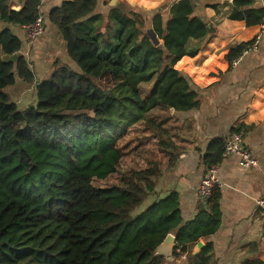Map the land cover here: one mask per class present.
I'll return each mask as SVG.
<instances>
[{
  "label": "trees",
  "instance_id": "1",
  "mask_svg": "<svg viewBox=\"0 0 264 264\" xmlns=\"http://www.w3.org/2000/svg\"><path fill=\"white\" fill-rule=\"evenodd\" d=\"M19 1L16 11L9 0H0V264H169L156 253L169 234L178 243L175 261L185 256V264H216L212 243L197 254L193 249L220 229L219 188L193 222L185 223L178 194L141 210L179 156L169 130L148 114L156 108L180 113L201 106V90L176 69L214 37L199 8L219 14L220 6L233 2L229 20L247 27L262 24L264 9L253 7V0H150V7H159L111 8L104 19L94 14L98 0L64 1L48 22L65 42L74 67L57 62L51 77L36 84L20 54L23 42L11 27L33 24L42 0ZM150 30L162 44L152 42ZM252 44L240 43L216 57L229 70ZM2 56L17 59L1 61ZM17 80L36 85L35 102L25 109L7 92ZM151 82L144 100L140 86ZM138 124L159 139L157 147L125 144ZM225 145L224 137L210 144L207 168L222 163ZM125 155L144 168L123 172L118 185L96 187L95 181L118 174Z\"/></svg>",
  "mask_w": 264,
  "mask_h": 264
},
{
  "label": "crops",
  "instance_id": "2",
  "mask_svg": "<svg viewBox=\"0 0 264 264\" xmlns=\"http://www.w3.org/2000/svg\"><path fill=\"white\" fill-rule=\"evenodd\" d=\"M9 1L12 9H21V1ZM64 1L70 0L41 1V14L46 19L45 35L34 42L28 41L23 27H11L23 42L20 54L30 63L36 84L51 77L57 62L74 67L67 56L65 42L48 22L50 12ZM119 1L121 9L126 5L144 11L159 7V4L150 7V0L145 6L131 0ZM218 3L212 2L215 5ZM99 7L100 11L94 14L108 17L110 8L106 0H98L96 11ZM253 7L264 9V2H253ZM219 10L220 13L216 14L213 9L199 8L212 26L214 37L204 44L197 57L184 58L176 65V69L188 75L201 90L200 108L180 113L154 109L162 110L164 117L171 121V128H167L163 122L155 120L169 130L179 156L175 167L158 179L154 193L141 210L178 194L185 223L193 222L200 206H207L199 202L196 191L208 175L209 168L204 164V157L210 144L218 138L231 136L234 129L242 127L244 147L258 161V167L242 169L240 158L235 155L223 157L222 163L217 165L216 177L222 185V223L213 236L202 242L204 246L206 242L213 244L216 264H240L247 259H258L264 263V211L257 204L264 200V34L257 49L249 51L237 66H231L228 70L216 55L240 43L254 41L261 31V25L247 27L243 21L229 20L233 2L220 6ZM159 42L162 44V41ZM18 82L8 94L21 108L20 103H28L31 99L35 101L36 85L27 87ZM151 89L148 87L149 93ZM31 90L33 97L30 98L28 93ZM142 98L148 99L147 95ZM154 141L159 143L155 136ZM141 166L140 169H143L144 164ZM250 244L257 245V248L248 250L246 246ZM169 264H185V256L177 261L174 258Z\"/></svg>",
  "mask_w": 264,
  "mask_h": 264
},
{
  "label": "built area",
  "instance_id": "3",
  "mask_svg": "<svg viewBox=\"0 0 264 264\" xmlns=\"http://www.w3.org/2000/svg\"><path fill=\"white\" fill-rule=\"evenodd\" d=\"M257 4L264 2V0H253ZM46 19L40 14L36 21L33 24L24 26L25 36L29 42H34L45 35ZM264 34V20L261 24V31L258 36L253 41V44L244 51L243 55L232 62L231 66L234 68L238 65L240 60L246 55L249 51L257 49L259 43L261 42L262 35ZM238 156L240 158V167L244 170L252 169L258 167V161L252 157L250 152H248L244 147V137L240 133L232 134L226 138V145L224 149L223 157L227 158L230 156ZM218 172V166H212L208 169V175L204 178L203 182L196 191L197 199L203 205H207L210 200L213 191L216 188L221 189L222 185L220 184L216 174ZM258 206L261 207L264 211V200L257 202Z\"/></svg>",
  "mask_w": 264,
  "mask_h": 264
},
{
  "label": "rangeland",
  "instance_id": "4",
  "mask_svg": "<svg viewBox=\"0 0 264 264\" xmlns=\"http://www.w3.org/2000/svg\"><path fill=\"white\" fill-rule=\"evenodd\" d=\"M127 6H129V5H127ZM122 9L123 10H127L125 6L124 7L122 6ZM99 11H100V7L98 8V10L96 12L98 13ZM106 18L107 17L105 16L104 19H106ZM105 22H106V20H105ZM19 84H21V83H19ZM153 85H154V82H152V83H144L143 85H141L142 87H141L140 90L142 92V96L147 95V97H149L148 87L151 89L153 87ZM10 90H12V89L11 88L8 89L7 92H9ZM13 94L14 93H12L11 95H13ZM28 94L30 95V98L33 97V91L32 90ZM34 102H32V99H31L30 101L28 100V103H20L21 109L26 108L27 105L32 104ZM163 114H164V112L162 110L157 109V110H154V111L150 112L148 114V118L161 121V122L164 123L165 127L171 128V124H172L171 121L169 119L165 118ZM124 142H125V144L129 143L130 147H133V146L139 145V144H142L144 146H149V147L158 145L157 141H154V136L152 135L151 131L146 129V127L144 125H139V126L137 125L136 127L134 126L131 129V132L129 133V136L126 138V140ZM142 164L143 163H141V161H139L138 159H135L133 156L125 155L124 158H123V162H122V165L120 167V170H119L118 174L114 175L113 178L110 179V180L95 181L94 185L96 187H100V188H105V187H111V186H114V185H118V184H120V178H121V175L123 174V172L128 171L130 169H140V167H142L141 166Z\"/></svg>",
  "mask_w": 264,
  "mask_h": 264
},
{
  "label": "water",
  "instance_id": "5",
  "mask_svg": "<svg viewBox=\"0 0 264 264\" xmlns=\"http://www.w3.org/2000/svg\"><path fill=\"white\" fill-rule=\"evenodd\" d=\"M196 2L198 0H195ZM109 8H119L120 6V1L119 0H111L109 3ZM209 29L212 28V26L209 24L208 25ZM149 37L154 42V44H160L158 42L157 36L154 33L153 30L149 31ZM16 56L13 57H7V56H2L1 61H10V62H15L16 61ZM178 247V243L176 240V236L173 234H169L166 239L163 241V243L157 248L156 253L160 256H164L167 258L169 262L174 260V252ZM204 247V242L200 241L195 247H194V254L199 253L202 248Z\"/></svg>",
  "mask_w": 264,
  "mask_h": 264
}]
</instances>
